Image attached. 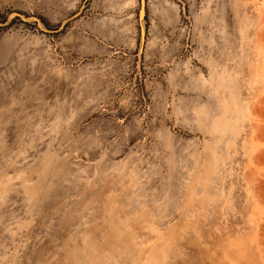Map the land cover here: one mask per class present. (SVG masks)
Instances as JSON below:
<instances>
[{
	"label": "rangeland",
	"instance_id": "obj_1",
	"mask_svg": "<svg viewBox=\"0 0 264 264\" xmlns=\"http://www.w3.org/2000/svg\"><path fill=\"white\" fill-rule=\"evenodd\" d=\"M0 0V264H264V0Z\"/></svg>",
	"mask_w": 264,
	"mask_h": 264
},
{
	"label": "bare ground",
	"instance_id": "obj_2",
	"mask_svg": "<svg viewBox=\"0 0 264 264\" xmlns=\"http://www.w3.org/2000/svg\"><path fill=\"white\" fill-rule=\"evenodd\" d=\"M143 9H144V7L141 8V3H140V10H141V11H140V15H141V16H143Z\"/></svg>",
	"mask_w": 264,
	"mask_h": 264
},
{
	"label": "water",
	"instance_id": "obj_3",
	"mask_svg": "<svg viewBox=\"0 0 264 264\" xmlns=\"http://www.w3.org/2000/svg\"><path fill=\"white\" fill-rule=\"evenodd\" d=\"M140 3H141V8L144 7V0H140Z\"/></svg>",
	"mask_w": 264,
	"mask_h": 264
}]
</instances>
